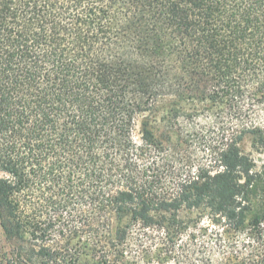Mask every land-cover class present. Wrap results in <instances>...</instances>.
<instances>
[{"label": "trees", "instance_id": "trees-1", "mask_svg": "<svg viewBox=\"0 0 264 264\" xmlns=\"http://www.w3.org/2000/svg\"><path fill=\"white\" fill-rule=\"evenodd\" d=\"M255 153L264 0H0L2 264H264Z\"/></svg>", "mask_w": 264, "mask_h": 264}, {"label": "rangeland", "instance_id": "rangeland-1", "mask_svg": "<svg viewBox=\"0 0 264 264\" xmlns=\"http://www.w3.org/2000/svg\"><path fill=\"white\" fill-rule=\"evenodd\" d=\"M193 152V157L192 158H197L201 161H205V152L202 151L201 148H196V149H192L191 150ZM254 157L258 160V164L259 166L262 164V162L264 161V154H254ZM1 176V175H0ZM11 250L10 245L5 241L4 236L2 234L1 228H0V255H2L3 250ZM1 257V256H0ZM4 262V260L2 261V259L0 258V264H2Z\"/></svg>", "mask_w": 264, "mask_h": 264}]
</instances>
